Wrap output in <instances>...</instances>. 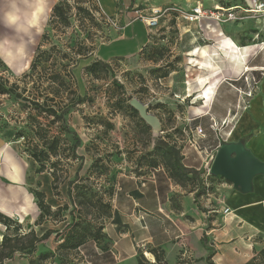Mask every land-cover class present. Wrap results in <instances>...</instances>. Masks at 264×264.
<instances>
[{
  "label": "rangeland",
  "instance_id": "374dc122",
  "mask_svg": "<svg viewBox=\"0 0 264 264\" xmlns=\"http://www.w3.org/2000/svg\"><path fill=\"white\" fill-rule=\"evenodd\" d=\"M106 1L114 7L113 11L117 9L114 13L103 10L101 3L108 8L105 6ZM60 2L64 4L66 20L54 19L53 9L47 14L43 32L27 47L31 55L27 71L17 74L7 65L5 56L8 55V48L5 47L0 49V73L8 77L10 82H18L21 91L26 88L25 96L28 97H34L32 94L40 97L41 94L50 93L47 90L49 83L42 77L44 68L62 73L65 82L59 87L60 95L63 101L73 105L67 116L68 125L86 142L87 156L94 158L92 166L81 172L86 190L102 194L104 200H110L111 203L110 196L115 192L114 184L117 181L116 171L120 172L127 167L121 160H134L136 166L141 168L148 165L151 155L154 154L159 156L162 163L174 164L173 159L169 163L168 159L156 152L153 142L157 137L175 146L180 155L188 153V162L193 161V165L204 173L202 177H205L214 161L213 157L224 142L247 143L255 137L251 148L264 159V132L260 134L261 129L257 131L261 123L254 128L252 125L253 131L250 126L244 127L247 122L244 117L246 114L252 121L261 120V114L257 112V108H252V103H257L264 97V67L252 65L264 66V18L249 19L242 22L244 24L219 25L203 22L200 25L184 21L180 19L179 13L173 12L160 22L158 30L149 33V28L140 20V16L148 14L154 2L153 5L148 3L145 12L137 13V9L141 11L144 7L140 5L134 8L135 0L126 4L125 0H58L56 4ZM191 3H187L190 4L189 7L186 5L181 8L191 10L194 6ZM136 18L128 28L126 37L121 39L123 25ZM149 38L150 43L144 48ZM5 39L14 40L15 37L0 28V42ZM221 39L224 42H236L239 48L227 49L222 43L218 50L215 45ZM100 48V58L113 59L110 63L96 62L94 53ZM142 49L144 50L141 51ZM206 50L211 51V57L219 53L225 59H214V67L209 69L205 65L209 62L204 63ZM39 51L46 52L37 63L41 77L35 75L32 80L23 79L22 76L31 71V63ZM235 53L239 55L243 67L240 71L236 69L235 61L232 62ZM205 81L211 82L213 89H210L215 94H212ZM43 98L41 96L40 100ZM133 98L147 104L150 112L159 117L163 126L160 134L154 136L151 127L130 107L129 102ZM211 99L213 102L210 103ZM262 103L264 105V100ZM29 108L28 100L0 94V138L12 148H18L17 158L25 170V188L33 195L30 190L37 189L40 185L39 175L50 172L37 173L38 165L23 152V141L15 140L17 132L29 131ZM39 120L48 125L45 118ZM53 127L56 132L59 125ZM240 134L243 135L239 137ZM181 158H185V155ZM51 160L67 167L68 162L63 156L57 159L53 157ZM80 162L81 160H77L75 165ZM71 168L72 165L64 174L65 168L60 167L57 175H67L68 178ZM67 182L68 180L62 184L66 185ZM199 182L201 183V178ZM216 189L217 186L211 184L209 189L205 187L203 195H207L208 191L218 193ZM61 195L60 198L56 197L59 204L73 207L68 194ZM218 195L222 200L220 204L224 206L225 194ZM33 204L37 210L28 217H7L22 225L23 232L35 227L37 234L41 236L54 221L47 219L48 222L44 225L36 226L35 221L41 212L34 195ZM79 207L86 215L87 207ZM226 208L228 207L223 209L224 216L229 214L225 213ZM65 215L71 221L69 212ZM79 216L76 211V217ZM239 223L244 225L242 220ZM224 226L220 222L216 227L217 231H223ZM15 227L16 225H11L8 230V225L0 221V244L5 234L14 233ZM215 234L218 232L210 233L212 245L215 240L220 243ZM245 237V234H241L237 242ZM256 238L264 243L263 236ZM59 245V239L52 234L45 244L38 245L37 251L32 255L17 252L5 264H42L39 255L48 254ZM89 254L91 251L85 246L81 251L71 253L69 261L61 263L50 258L43 264H89L92 261ZM143 255L138 257V264L139 261L153 264L150 254ZM114 264L136 262L126 261L122 257L117 258Z\"/></svg>",
  "mask_w": 264,
  "mask_h": 264
},
{
  "label": "crops",
  "instance_id": "0c3cea01",
  "mask_svg": "<svg viewBox=\"0 0 264 264\" xmlns=\"http://www.w3.org/2000/svg\"><path fill=\"white\" fill-rule=\"evenodd\" d=\"M129 1L131 0H125V4ZM241 1L231 0V3H240ZM57 2L58 0H44L45 20L47 14L51 12ZM106 2L105 6L107 5L108 8L104 7L103 2L101 3L103 10L114 13L117 9L113 11L114 7L112 8V5L108 1ZM152 2L155 3L154 6L158 7H168L169 5L183 7L188 5L189 7L188 2L195 5L197 0H135L134 8L140 5L144 7L141 11L137 9L136 13L145 12L148 3L153 5ZM136 20L137 18L123 25L121 39L126 37L128 28ZM149 43L150 38L144 48ZM222 43L227 49L239 48L236 42H224L222 39L218 40L215 47L218 48ZM100 50L101 48L94 53L97 61L105 64L110 63L113 59L102 60L100 58ZM210 52V50L205 51L204 63L209 62L205 65L209 69H213L214 59L223 60L225 58L219 53L217 56L211 57ZM6 54H8L5 56L7 65L13 68L17 74L27 71L30 67L31 55H29L28 49L21 47L18 51L11 52L8 49ZM233 58L232 62L235 61L236 69L238 71L242 70L239 55L235 53ZM239 64L241 65L238 67ZM252 66L264 67L259 64ZM205 83L209 89H213L210 81H205ZM211 92L215 94L212 90ZM263 100L264 97L259 99L257 103H252V108H257V112L261 114L260 121H252L247 114L244 116L247 121L244 127L250 126L252 131L256 124L261 123V126L257 128V131L261 129L260 134L264 132L262 131L264 126ZM211 102H213L212 99ZM242 129L239 131H242ZM241 135L243 134H240L239 137ZM254 139L255 137L253 140L245 142V144L252 153L264 161L260 153L251 148ZM81 140L83 144L78 148L77 153L83 156L85 160L83 165L82 161L77 165H75L76 163L72 164V170L67 178L68 181L75 179V174L81 165L79 175L82 174L83 170L87 171L94 163V158L87 156L86 142L82 138ZM154 146L155 142H153ZM17 153L18 148H12L0 138V212L10 218L19 217L24 219L35 212L37 208L33 204V195L27 192L25 188V170L21 167ZM184 155L185 158L182 159L181 164L186 169L200 172L199 168L193 165V161L188 162L190 155L188 153L181 154L182 157ZM158 157L154 154L151 155L150 161L145 160L149 161L148 165L141 168L136 166L134 160H121L125 166L127 164V167L120 172L116 171L115 192L111 198L113 215L106 221L104 230L116 258L123 257L126 261L130 260L138 264V257L143 255L144 251H152L158 257L163 258V264H207L206 259L210 251L203 245V239L207 236L209 237L208 246L216 250L213 258L215 264H257L255 258L264 248V243H260V240L256 238L257 236H263L264 238V177H255L253 181L254 191L244 194L234 189L233 185L228 184L225 179L212 176L207 179V182L210 185L215 184L218 193L208 191L207 195L198 197L197 193L203 190L201 185H203L204 177H200V183V178L190 179L192 178V174H190L188 180L185 181L180 171L174 167V164L162 163ZM39 176H41V180L37 190L45 193L46 202L56 210L61 205L52 189L53 176L50 173L40 174ZM59 191L62 194H67V184H62ZM219 193L225 194L224 206L220 204L222 200L218 195ZM225 207L230 209V213L226 216L223 215ZM241 220L244 221L243 226L239 223ZM220 222L225 224L223 231H217L216 229ZM69 223L70 220L65 215L63 221L54 222L57 225L50 224L47 226V230L63 231ZM211 232H218L215 235L218 237L219 244L216 240L213 242L214 245L210 244ZM241 234H245L246 237L244 240L237 242ZM222 246L223 248H221ZM183 247H186L190 252V260L184 262L181 259ZM152 257L155 259L153 254Z\"/></svg>",
  "mask_w": 264,
  "mask_h": 264
},
{
  "label": "trees",
  "instance_id": "16d2710c",
  "mask_svg": "<svg viewBox=\"0 0 264 264\" xmlns=\"http://www.w3.org/2000/svg\"><path fill=\"white\" fill-rule=\"evenodd\" d=\"M52 13L54 19L60 18L66 20V12L63 3L60 2L56 4ZM43 55H46V52L39 51L36 58L31 63V71L24 74L22 76L23 79L32 80L35 75H40L41 77V72H39L37 63ZM102 64L105 63L102 62ZM42 73V77L44 79L46 78L49 83L47 90L50 91L49 94L44 93L45 95H40V97H44L42 99L43 102L40 100V97L34 94H32L34 97L25 96L27 91L26 88L21 91L18 82H10L8 77L2 76L1 73L0 94L13 95L17 99L28 100L30 103L27 117L29 131L28 133L17 132L15 134V140L23 141L21 142V147L24 148L23 152L31 157L38 165L37 173L50 172L51 176H53L52 189L55 195L60 198L62 193L59 191V188L62 183L66 182L67 175L60 177L57 175L58 169L60 167L65 168L63 171L65 174L67 173L68 167L76 163L77 160H81L83 165L85 158L77 153L78 148L82 145V140L78 133L69 127L67 122V116L71 113L73 105H69L63 101L60 95L61 92L59 87L65 82L62 73L55 70L48 71L46 68H44ZM40 118H45L48 125L46 123H41L39 120ZM55 125H59L56 132L53 130V126ZM155 140L156 152H159L168 159L169 163L170 159H173L175 161L174 167L180 171L185 181L188 180L190 174H192V178L190 179H199L204 174L202 171L196 172L193 169H186L181 164L182 158L175 146H171L169 143L161 140L160 137H157ZM61 156L67 160V167L63 164L61 165L60 162H53L51 160L53 157L57 159ZM82 165L75 174V179L67 182V194L74 208L70 207L68 204H63V206L54 210L48 202H46V195L44 192L37 189L30 190L35 196L37 206L41 212L39 218L35 221L36 226L44 225L47 219H52L54 222L63 221L65 213L69 212L71 221L63 231L48 229L43 235L39 236L35 227H31V229L23 232L22 225L17 222L14 223L9 217L0 212V221L8 225V230H10L11 225H16L14 233H8L3 236V242L0 244V264H5L6 260L13 259L17 252L32 255L37 251L38 245L45 244L52 234H55L59 239L60 245L56 250L49 251L48 254H40V262L46 263L51 258L63 263L65 260L69 261L68 257L71 256V253L81 251L83 247L88 246L91 251L88 257L92 260L88 262L89 264L115 263L117 259L116 254H114L113 247L104 232L106 221L113 215V206L110 200H104L102 194L93 192V190L90 189L86 190L84 184L85 179L79 175ZM97 165L98 164H94V166ZM204 189L205 187H203L202 191L197 193L198 197L204 194ZM113 196L114 193H111L110 197ZM79 206L87 207L86 215L80 211ZM76 211L79 212V218L76 217ZM90 215L93 217L88 218ZM208 242L209 237L206 236L203 239V245L210 251L206 262L207 264H215L213 258L216 250L208 246ZM149 252L155 256L157 264H163L162 257H158L152 251ZM255 260L257 264H264V248L256 256ZM139 264L144 263L139 261Z\"/></svg>",
  "mask_w": 264,
  "mask_h": 264
},
{
  "label": "built area",
  "instance_id": "2783aa9c",
  "mask_svg": "<svg viewBox=\"0 0 264 264\" xmlns=\"http://www.w3.org/2000/svg\"><path fill=\"white\" fill-rule=\"evenodd\" d=\"M205 1L207 3H205ZM181 6L169 5L168 7L153 6L148 14L141 15L140 19L149 28L150 33L158 30L160 22L164 21L169 14L179 13L180 19L192 24H202L203 22H214L215 24H233L242 23L249 19L264 18V0H242L240 3H231V0H197L191 10H183ZM215 157H213L214 159ZM212 177L210 168L203 178L204 187L210 188L207 179ZM225 213H230V209L226 208ZM146 253V252H144ZM150 254L151 253H146ZM182 261L190 260V252L186 247L182 248ZM153 264H157L152 259Z\"/></svg>",
  "mask_w": 264,
  "mask_h": 264
},
{
  "label": "water",
  "instance_id": "95a60500",
  "mask_svg": "<svg viewBox=\"0 0 264 264\" xmlns=\"http://www.w3.org/2000/svg\"><path fill=\"white\" fill-rule=\"evenodd\" d=\"M11 69L16 73L13 68ZM129 105L151 127L154 136L162 132L163 126L159 117L150 112L147 104L133 98ZM210 171L212 176L223 178L230 182L236 190L249 194L254 191V178L264 177V161L252 153L242 141L224 142L216 152Z\"/></svg>",
  "mask_w": 264,
  "mask_h": 264
},
{
  "label": "clouds",
  "instance_id": "9594fccd",
  "mask_svg": "<svg viewBox=\"0 0 264 264\" xmlns=\"http://www.w3.org/2000/svg\"><path fill=\"white\" fill-rule=\"evenodd\" d=\"M45 16L44 0H0V28L15 37L0 42V49L7 47L10 52L21 47L27 49L43 32Z\"/></svg>",
  "mask_w": 264,
  "mask_h": 264
},
{
  "label": "bare ground",
  "instance_id": "6f19581e",
  "mask_svg": "<svg viewBox=\"0 0 264 264\" xmlns=\"http://www.w3.org/2000/svg\"><path fill=\"white\" fill-rule=\"evenodd\" d=\"M207 97H208V95H207Z\"/></svg>",
  "mask_w": 264,
  "mask_h": 264
}]
</instances>
